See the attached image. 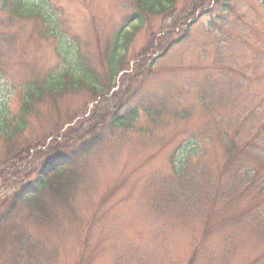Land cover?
<instances>
[{
    "label": "rangeland",
    "instance_id": "obj_1",
    "mask_svg": "<svg viewBox=\"0 0 264 264\" xmlns=\"http://www.w3.org/2000/svg\"><path fill=\"white\" fill-rule=\"evenodd\" d=\"M213 1L143 12L139 25L136 0H42L44 26L36 15L11 18L0 0V116L14 126L26 87L81 63L98 86L75 91L67 81L65 93L34 102L22 132H0V206L48 162L76 159L67 202L48 204L50 221L20 207L16 228L42 251L29 264H264V0ZM124 31L132 33L126 65L113 83L108 60ZM158 42L174 43L147 57L126 109L115 105L124 73ZM126 114L115 128L114 116ZM235 135L245 154L228 167ZM185 154L195 155L177 194L173 164ZM6 226L0 237L10 241ZM6 245L0 264H13Z\"/></svg>",
    "mask_w": 264,
    "mask_h": 264
},
{
    "label": "trees",
    "instance_id": "obj_2",
    "mask_svg": "<svg viewBox=\"0 0 264 264\" xmlns=\"http://www.w3.org/2000/svg\"><path fill=\"white\" fill-rule=\"evenodd\" d=\"M3 3V8L1 11L7 12L11 15V18L14 16H18L20 18L27 17V14L33 15V17L36 15L38 19H40L44 26L49 25V23H46L49 21L46 14L42 12L41 9H38L37 4L42 8L43 2L42 0H33V2H28L27 0H1ZM181 0H136V19L139 22V25L143 22L144 19H142L143 12L161 15L165 14V12H175L177 3ZM214 5H218V3L224 8H231L232 7V0H214ZM199 9H204L203 7L206 6V3L203 1L201 4H199ZM212 10V9H211ZM211 12V11H210ZM29 15V16H30ZM183 27L187 24V20L190 17V11L189 9L185 12H182L180 16ZM180 23V22H179ZM180 25V26H181ZM179 26V27H180ZM125 31L119 32L115 38V45L112 50V55H110L108 63H109V74L111 75V79L118 78L120 73L122 71H119L118 65L120 64L121 67H124L126 65L125 61V54H122V47L125 46V50L128 47L129 44V37H131L132 33L127 32L125 35ZM128 38V39H127ZM184 38V37H183ZM182 38V39H183ZM181 40V39H180ZM174 42H172L170 45L165 47H162V43H160V46L158 45L159 42L155 45L158 49H154L155 46L150 45L148 50L145 49L141 55H139L135 61V64L133 66V69L130 73H124V77L122 80L123 88L127 84L128 86L122 92L121 94L123 97L116 102L115 105H120L121 108H124L122 106L123 101L125 99V96L128 94V90L131 89V86L134 85V82L136 80V77L140 76V74L143 72L141 71L142 67H144L149 61L147 58L150 54L155 55L156 53H159L160 51H163V54H166L168 49L173 45ZM78 54V53H77ZM79 57V54L75 58V60ZM150 60H154L151 59ZM74 59H70V62H73ZM154 66L153 63L151 67ZM71 80V81H70ZM94 80V75H92L91 70L86 68L84 63H81L80 66H78L76 69H70L69 71L63 70L59 75L52 76V78L44 84L42 87L39 83L36 85H31L26 87V92L23 94L24 98V104L21 108L20 112V118H18L17 124L13 126L12 123H9L7 115H1L0 118V132L4 131L5 135H9L8 139L13 138L12 136H15L16 133L22 132L25 128L26 122L24 121V117L26 114H29L31 110L35 107L34 102H39L45 95L47 98H54L53 96H60L62 93H65L68 88L66 87L67 81L71 82V89L78 91L79 89H82V87H86L88 89L95 90L98 88L92 81ZM108 93V92H107ZM117 94V93H116ZM115 94V95H116ZM107 94H105L106 96ZM118 96V95H117ZM23 100V99H22ZM106 102L109 99H104ZM57 101V98H56ZM54 105V108H57V102L55 103L52 101V106ZM115 105L110 106L116 107ZM118 109V108H117ZM126 108H124L125 110ZM127 113V112H126ZM131 115L133 116L132 119L134 120L137 118L136 111H130ZM7 114V113H6ZM124 116H114L112 120L113 126L120 127L124 126L125 122L129 120V117ZM6 122V123H5ZM223 138L225 135H221ZM251 136V138H249ZM250 136L248 137L247 142L252 143L254 140H256V137H253L252 132L250 133ZM237 136L235 135L232 139H229V146L227 147V155L230 157L228 167H232L233 163L237 160L238 157L244 155L245 151L241 153V151L238 150V142L236 141ZM81 141V140H80ZM82 146V145H81ZM246 150V149H245ZM13 149L10 150L12 152ZM15 152V151H14ZM20 153V152H19ZM192 153V152H191ZM195 155V154H194ZM193 154H185L184 158H182L180 161L174 162L173 168L175 170V181L176 183L173 185L172 190L175 193H179L180 191H186L185 185L189 182V179H187L189 176L187 173L192 170L190 167V163L193 159ZM76 159H69L65 160L63 159H57L55 158L52 160V162H48L45 166L42 167V169L39 171L38 175L39 177L32 182L31 184L27 185V187L22 188L19 192L12 193L10 197H8L6 202H2L1 206H6V210L1 212L0 214V232L6 231V227H11L13 239L10 241H7V235L5 232V241L7 250L9 252V255L11 256L13 264H19L20 262H27V264L32 263L36 256L41 254L40 250V241L33 240L30 236H28L26 231L18 230L16 228L18 218L21 215L20 214V207L25 206L26 208L30 209V217L35 218L38 222L45 223L47 221H50L52 218L51 216L53 213L50 211L48 204L52 199L56 200V204L60 203L63 205V203L67 202L65 199H68V188L70 184V177L71 173L70 170L73 168L76 164ZM67 176L69 178H67ZM54 200V201H55ZM53 201V200H52ZM53 201V202H54ZM46 202V203H45ZM0 206V208H1ZM11 209L10 211H7ZM48 209V211H47ZM36 221V222H37ZM4 235V233H3ZM3 241L2 237H0V245L5 242ZM40 245V246H39ZM39 247V248H38Z\"/></svg>",
    "mask_w": 264,
    "mask_h": 264
}]
</instances>
